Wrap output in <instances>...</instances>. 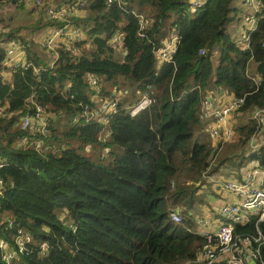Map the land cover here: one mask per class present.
Instances as JSON below:
<instances>
[{
  "label": "trees",
  "instance_id": "16d2710c",
  "mask_svg": "<svg viewBox=\"0 0 264 264\" xmlns=\"http://www.w3.org/2000/svg\"><path fill=\"white\" fill-rule=\"evenodd\" d=\"M237 1L206 0L191 13L189 0H124L127 10L151 20L141 38L129 11L115 2L86 0L85 15L69 17L86 34L74 43L77 54L61 47L49 65L48 56L41 58L26 46L39 73L16 68L11 81L0 76V105L11 113L0 118V158L6 164L0 169V237L9 239L18 227L32 237L12 264H184L195 259L205 239L193 231L187 211L211 149L196 136L202 93L194 86L203 88L213 79L216 86L244 96V110L264 105V0L247 49L230 33L241 11ZM172 27L180 37L173 63L158 62L153 49ZM117 32L121 49L110 42ZM0 36L6 40L13 33ZM21 41L27 43L24 37ZM215 52L218 65L212 71ZM90 76L99 80L100 98L115 97L112 88L122 92L118 110L106 124H72L84 106L96 105ZM136 90H148L155 102L132 117L123 105L135 101ZM30 98L48 113V135L42 136L47 151L20 143L39 137L21 128L22 113L33 110ZM236 130L245 149L255 124ZM247 159L264 166L262 151ZM174 206L186 208L181 223L169 217ZM5 219L13 221L12 228H5ZM255 219L236 224L235 232L253 233ZM259 227L264 235V221ZM41 243L48 245L46 255L38 254Z\"/></svg>",
  "mask_w": 264,
  "mask_h": 264
},
{
  "label": "built area",
  "instance_id": "2783aa9c",
  "mask_svg": "<svg viewBox=\"0 0 264 264\" xmlns=\"http://www.w3.org/2000/svg\"><path fill=\"white\" fill-rule=\"evenodd\" d=\"M107 3H116L124 11L130 12L138 25V35L144 38L146 31L150 27L151 20L143 12L138 10H127L124 0H106ZM206 0H189L188 11L194 13L201 7ZM242 7L239 14V31L234 35V41L241 49H247L250 46V36L256 30L259 19L262 17V3L260 0H242ZM86 0H68L46 4L45 0H31L32 14L37 16L40 12L44 19L58 22L51 26L48 31L40 38V45L50 56L49 65L58 58V49L64 47L73 54L78 53L74 46L75 42L85 39L86 34L81 27L75 26L70 21V16L82 9ZM25 3L29 5L28 1ZM1 34V33H0ZM180 37L175 27H172L167 37L161 44L154 47L153 53L158 62L173 63L174 54L177 50ZM111 44L118 49L122 46L121 33H115L111 38ZM0 48L3 51V57L0 61V76L2 77L7 68L11 71L16 68H32L35 74L40 71L39 66H35L31 60L25 56V44L18 37H9L6 40L0 36ZM205 50L200 49L199 54H204ZM257 81L258 76L254 77ZM253 78V79H254ZM254 79V80H255ZM98 78L90 76L89 82L94 90V96L99 99L93 107L84 106L83 109L71 118V123H83L97 121L106 124L110 116L117 112L118 102L121 93L115 97L99 98L100 89L98 88ZM149 88V86H147ZM195 88L201 91L202 96L199 105V117L201 125L205 132L210 136L213 143L209 144L210 154L208 165L203 178H210L208 173L215 165L218 156L227 143L235 141V123L243 114H247L249 119L255 123V130L250 135L247 144V152H261L264 156V105L254 106L249 112L244 110L245 97L235 96L225 88H218L221 92L212 91L207 85L201 88L195 85ZM232 94L230 98H224L227 94ZM136 99L133 102L123 105L128 114L132 117L148 108L155 102V97L148 90H136ZM32 112L24 111L20 117L21 128H31L33 132L39 133V137L33 140L22 138V144H34L37 150H49V145L45 144L42 136L48 135V113L43 106L34 102ZM6 106L0 105V118L9 117ZM89 146L86 147V151ZM107 149L104 150L106 152ZM247 154V155H249ZM5 162L0 158V169L5 166ZM217 189L228 194L231 199L222 202L214 207V216L217 218L216 227L211 229L212 218L207 215H201L197 219L198 228L193 231L201 235L205 240L195 259L187 260L184 264H264L262 247L264 245V235L259 227V223L264 221V166L258 160H251L248 165L240 167L237 171L233 170L225 179L213 180ZM3 187V181L0 179V193ZM181 207L174 206L169 210V217L174 223H181L183 216L180 213ZM255 216L254 232L251 234H240L235 232L236 224H245ZM6 229L13 227V221L5 219ZM31 234L24 228L18 227L11 234L10 238L0 237V261L3 264H12L18 256L27 251V245L31 244ZM39 255H46L48 245L41 243L39 246Z\"/></svg>",
  "mask_w": 264,
  "mask_h": 264
},
{
  "label": "crops",
  "instance_id": "0c3cea01",
  "mask_svg": "<svg viewBox=\"0 0 264 264\" xmlns=\"http://www.w3.org/2000/svg\"><path fill=\"white\" fill-rule=\"evenodd\" d=\"M57 1L58 2H64L66 0H56V2ZM76 13H77V15H76ZM84 15H85V11L80 9L79 11L77 10L74 13L73 16L83 17ZM32 17L34 18V21H33L34 25L30 26V28L28 30L29 34L25 35V36H22L21 35L22 33H18V36H20V38L24 37L27 40V43H25V56H26L27 59H29L28 55H27V50H26V46H29V48L31 50H33L36 55H40L41 58L48 59L47 56L49 58H50V56L47 54L46 51H44V49L40 45V38L53 25H50V23H46V21H49V20L48 19H44L42 16L37 17V16L32 14ZM239 29H240V27H239L238 21L234 22V24H232L230 26V30H231V33H232L233 36L235 35V32L237 33L239 31ZM30 31H33V32H30ZM84 38H86V37H84ZM2 39H4L3 36H2ZM215 53H217V52H215ZM11 77H12V71H11L10 68H7V70L3 74L2 78L4 80H6V81H11ZM207 87L209 89H212V91H216V89H217L218 92H221V90L218 89L220 87L216 86L214 84L213 79H211L209 81ZM224 92H226V94H227V96L226 97L224 96V98L232 97V94H229L228 91L225 90ZM246 112H249V110H247ZM248 117L249 116L247 114H243L241 117L238 118L237 123H235V125H234L235 126V141H233L231 143H227L224 146L222 152L220 153V155L217 158V161H216L215 165L211 169V173L209 174L210 178H203L202 177L201 180L199 181L200 183H202V182L205 183L206 182L208 186H206L207 188L205 187L204 190H200L199 189L198 190L199 192L197 191L198 195H203V197H202L203 201L202 200L199 201L198 204L194 203V204H192V206L190 208H188L187 214L190 215L191 219L195 223V227L194 228H198L199 227L198 223H197V219H198L199 216H201L203 214L207 215L208 218H212L211 219L212 223H211V227L210 228L213 229L214 227H216L217 218H216V216H214V212H213L214 207H217L222 202L231 199V197L228 194H226L224 192H221V191H219L217 189V187L214 184L215 182L213 180H219V179L227 178L228 175L231 173V171H233V170L237 171L239 169V167L246 166L252 160V159L251 160L247 159L246 157L248 155H245V153H244V151L247 150V144L248 143L246 144V149H243L244 148L243 147L242 149L240 148L237 151L238 155H235V156H238V157H236V158L233 157L232 159H229V160H222L223 156L227 157L224 153L230 152V151L225 152L226 149H228L231 145H234L237 142L236 140L238 139V137H240V133L236 129L238 127H240V126L247 125L248 123H254ZM196 136L198 137V140L201 141V142H205V143H208V144L213 143V141L211 140L210 136L207 134V132H205V130L202 127V125L199 128V130L197 131ZM262 136H264V129H263V132H262ZM209 184H210V186H209ZM196 185H198V184L196 183Z\"/></svg>",
  "mask_w": 264,
  "mask_h": 264
},
{
  "label": "rangeland",
  "instance_id": "374dc122",
  "mask_svg": "<svg viewBox=\"0 0 264 264\" xmlns=\"http://www.w3.org/2000/svg\"><path fill=\"white\" fill-rule=\"evenodd\" d=\"M27 1H28L29 5H27L25 3V0H17V1H14V0H0V33H4L6 31L10 30L13 33V36L14 37H18V38H20V36H18V33H22L21 34L22 36H25V35L29 34L28 30H29L31 25L32 26L34 25V23H33L34 18L32 17V10L30 9L31 6H32L31 0H27ZM45 2H46V4H53V3H56V0H45ZM242 2L243 1H241V0L237 1L236 4H237V6H239V8L242 7ZM40 15H41V12L37 15V17H40ZM76 15H77V13H76ZM30 32H33V31H30ZM230 33H231V30H230ZM217 65H218V53H215L212 56V71L217 67ZM98 88L101 90L100 86H98ZM112 93L114 95H118L119 93L122 94L121 91H118L115 88H112ZM135 96H136V92H135ZM98 97L100 98V96H98ZM130 98H132V97H130ZM98 100L99 99L97 98V96H94V99L92 101L94 103H97ZM105 137L106 136L103 135L102 139H104ZM240 148L242 149L243 145H240L238 143V141H237L234 145H231L228 149H226L225 152H227V151H230V152L224 153L227 157L223 156L222 160H229V159H232L233 157L234 158L238 157V156H235V155H238L237 151ZM244 153H245V155L249 154L247 152V150L244 151ZM208 173H211V170ZM184 180H186L187 183H191V181H190L191 179L188 178V177H186V179H184ZM199 181L198 182L196 181V183L198 184V187H197V190H196V193H195V198L193 200V204L194 203L198 204V202L201 201L202 197H203V195H198L197 191L199 189L200 190H204L205 187L208 186L206 182L205 183L204 182L200 183ZM209 186H210V184H209ZM185 209L186 208H182V207L180 209V213L182 214V216L186 212Z\"/></svg>",
  "mask_w": 264,
  "mask_h": 264
},
{
  "label": "water",
  "instance_id": "95a60500",
  "mask_svg": "<svg viewBox=\"0 0 264 264\" xmlns=\"http://www.w3.org/2000/svg\"><path fill=\"white\" fill-rule=\"evenodd\" d=\"M126 53V51H124V54Z\"/></svg>",
  "mask_w": 264,
  "mask_h": 264
}]
</instances>
